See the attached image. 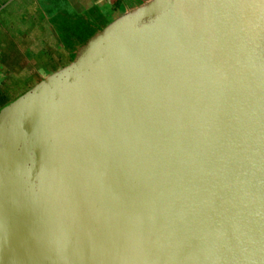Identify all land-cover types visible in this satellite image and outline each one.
Instances as JSON below:
<instances>
[{
	"label": "water",
	"instance_id": "95a60500",
	"mask_svg": "<svg viewBox=\"0 0 264 264\" xmlns=\"http://www.w3.org/2000/svg\"><path fill=\"white\" fill-rule=\"evenodd\" d=\"M0 264H264V0H149L3 106Z\"/></svg>",
	"mask_w": 264,
	"mask_h": 264
},
{
	"label": "crops",
	"instance_id": "0c3cea01",
	"mask_svg": "<svg viewBox=\"0 0 264 264\" xmlns=\"http://www.w3.org/2000/svg\"><path fill=\"white\" fill-rule=\"evenodd\" d=\"M149 0H0V109Z\"/></svg>",
	"mask_w": 264,
	"mask_h": 264
}]
</instances>
